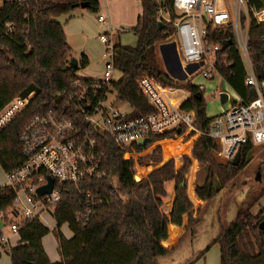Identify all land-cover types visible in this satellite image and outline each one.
Returning <instances> with one entry per match:
<instances>
[{
    "label": "trees",
    "instance_id": "obj_1",
    "mask_svg": "<svg viewBox=\"0 0 264 264\" xmlns=\"http://www.w3.org/2000/svg\"><path fill=\"white\" fill-rule=\"evenodd\" d=\"M140 2L142 12L131 29L135 44L116 43L114 46V67L121 77L113 82V88L117 99L133 108L132 116L152 112L140 94L136 80L144 73L156 79L162 75L167 77L157 53V45L166 41V28L160 30L157 26L154 0ZM80 3H86L88 11L98 13L99 0H29L23 6L0 5V109L15 96L25 97L34 93L26 108L0 132V169L5 173L24 161L18 140L22 128L36 114L64 108L66 103L59 92L80 78L76 76L79 66L84 68L88 64L87 58L81 55L75 59L77 65H71L72 50L58 20ZM6 22L13 25L10 33L5 32ZM262 30L252 23L248 37L249 56L257 70L262 59ZM214 40L220 43L231 40L216 61L220 77L244 102L252 100L254 91L244 83L246 70L232 33L217 31ZM182 86L190 91L183 108L194 112V127L200 133L191 155L206 171L202 185L195 187V194L202 201H210L246 166L247 153L252 146L240 149V161L236 166L231 161H218L215 154L219 149L218 143L206 136L212 118L206 115L203 91L189 81ZM171 91L175 96L180 95L176 98L178 105L184 92L179 88ZM197 93L201 96L197 97ZM183 131L184 128L182 134ZM170 137L168 134L160 135L153 141ZM182 141L181 137L162 141L163 158L166 160L187 153L192 140L184 144ZM100 143L105 153V168L109 173L115 171L113 181L87 180L79 186L57 184L63 196L53 212L56 228L50 231L38 219L18 220L19 243L14 248H6L11 264H157V258L167 254L165 248L177 237L176 230H171L170 241L163 242L168 237V225L180 226L185 214L189 216L188 228L198 222L192 217L193 204L188 198L196 202L192 185L198 170L196 164L188 173V196L186 186H181L190 167V158L183 156V165L177 170L173 160H168L145 178L135 181L134 174L138 179L148 168L136 167L135 173L134 161L124 159L123 154L142 153L151 143L143 147L131 144L121 148L108 135L102 136ZM127 156L130 157L129 154ZM150 163L153 166L160 163V146L137 159L138 165ZM87 183L91 189L102 193L108 191L110 195L101 203L95 200L97 206H94L93 214L86 221L78 222L75 214L86 207L80 191ZM172 188L174 198L169 207L166 205ZM13 196L9 187L0 186V211L9 208ZM263 220L264 209L253 214L244 207L229 225L221 228L211 244L219 247L220 264H264V230L259 228ZM63 224H67L73 234L70 239H66L59 230ZM50 232L58 242V262H51L43 249L42 238ZM204 253L184 264H194L203 258Z\"/></svg>",
    "mask_w": 264,
    "mask_h": 264
},
{
    "label": "built area",
    "instance_id": "obj_2",
    "mask_svg": "<svg viewBox=\"0 0 264 264\" xmlns=\"http://www.w3.org/2000/svg\"><path fill=\"white\" fill-rule=\"evenodd\" d=\"M28 2L0 0V5L23 6ZM154 3L156 22L166 28L165 40L176 49L186 75L185 82H191L201 91L204 86L195 84V77L210 81L216 75L220 76L216 61L223 42L215 41V34L222 31L233 35L246 70L244 83L253 89L255 96L244 102L233 90V100L228 92H220L227 94L226 103L230 105L212 117L206 132V136L218 143L217 155L232 161L243 146L264 144V7L253 0H154ZM97 21L103 23L104 18L98 15ZM252 23L263 28L260 38L262 59L258 70L248 52ZM4 29L10 33L13 25L6 22ZM113 37L114 31L109 29L98 38L103 45L101 76L75 79L59 92L66 103L64 108L34 115L19 133L24 161L6 173L3 185L9 187L14 196L9 208L0 211V242L7 244L9 241L3 234L4 229L14 234L18 232V220L41 221L44 214L53 217L54 208L63 196L57 184L79 186L87 180L113 181L115 173H109L105 168V153L100 143L102 136L112 137L121 148L148 140L143 145L151 143L148 150L155 142L154 137L165 134L176 137L177 128L181 131L184 128L183 132L189 136L192 133L200 135L194 127V112L183 108L190 91L178 83L165 85L145 73L136 80V86L152 112L132 116L133 108L118 100L113 88L114 74L118 72L114 67L116 43ZM176 88L184 92L178 105L173 103V98H180V95L174 97L171 93ZM33 94L15 96L0 109V132L26 108ZM119 102L126 103L128 109H121ZM126 154L130 158H125ZM139 154L125 152L123 158L133 159L135 163ZM49 177L53 179L52 190L40 196L37 190L48 185ZM80 195L86 207L75 214L78 222L86 221L93 214L94 206H97L95 200L101 203L110 193L93 190L87 183Z\"/></svg>",
    "mask_w": 264,
    "mask_h": 264
},
{
    "label": "rangeland",
    "instance_id": "obj_3",
    "mask_svg": "<svg viewBox=\"0 0 264 264\" xmlns=\"http://www.w3.org/2000/svg\"><path fill=\"white\" fill-rule=\"evenodd\" d=\"M116 41H118L122 45H134L135 37L131 32L122 33L119 38L114 39V42ZM79 43H81V41ZM71 46L74 49L72 51L73 59H79L81 56L80 48L74 46L73 44ZM157 53L160 64L165 71V75L175 83L181 85L185 83L186 75L182 69L180 58L176 52L174 45H172L168 41H165L162 44L157 45ZM84 68H81L79 66L76 73H78V75H81V73L85 74V72H83ZM120 77L121 74L119 72H116L114 74V78L116 80H118ZM194 81L205 86V91L203 92L206 105L205 112L206 115L210 118L219 115L230 105V103L220 102L218 96L221 91L228 92L230 98L232 100L234 99V92L219 75H216L214 79L210 81H205L198 76L194 79ZM171 93L175 97L174 92L171 91ZM175 100L176 97L173 98V101ZM118 106L121 109H128V106L124 102H119ZM194 135L189 136L187 132H183V134L181 133L178 137H181L183 141L192 140L194 144V142L198 138ZM156 146V144L153 145L151 149ZM148 152H150V149L140 153L135 157V159L144 156ZM215 154L218 161L227 162V160L219 157L217 153ZM183 156H187L188 158H190L188 154H182V157L180 158V168L183 165ZM125 158L130 157L125 155ZM169 160H173L175 167L174 159L170 158ZM160 161H162L161 147ZM246 161V166L238 173L236 178L229 182L223 189H220L218 194L212 200L206 201L204 206L200 210L198 209V211L195 212L194 217L193 213L195 210H193L192 217L197 218L198 222L192 228H188L187 226V231L178 245L174 248L173 251H170L169 253L167 252L165 256L158 258V264H184L187 261L192 262L204 252L205 253L203 257H205V260H198L194 264H220L219 247L216 244H211L219 235L221 228L229 225L235 219L239 210L244 207H248L249 211L253 214L257 213L259 210L264 209V144L252 146L250 151L247 153ZM139 166L147 167L150 171L153 168L152 163L147 164V166L146 164ZM199 167L200 170L195 173L194 177L193 183L195 185H202L206 174L205 167L201 164H199ZM189 168L185 175L186 186L188 183ZM136 171L137 170L135 169V173ZM146 172L147 170L136 180L139 181L143 177H145L144 175ZM257 173H259V180L256 179ZM5 181L6 173L2 169H0V186L3 185ZM217 184V180H215V185ZM166 206H170V203ZM51 218V216H44L42 219L43 221H45V223L53 224L54 221ZM60 229L65 235L70 234L67 225H62L59 230ZM3 231L7 232L8 230L4 229ZM208 247L209 249L206 251ZM2 256L4 255L2 254ZM5 260L6 259L2 257V260H0V264H7V260Z\"/></svg>",
    "mask_w": 264,
    "mask_h": 264
},
{
    "label": "crops",
    "instance_id": "obj_4",
    "mask_svg": "<svg viewBox=\"0 0 264 264\" xmlns=\"http://www.w3.org/2000/svg\"><path fill=\"white\" fill-rule=\"evenodd\" d=\"M256 2L260 6L264 7V0H256ZM141 12H142V5H141L140 0H99V10H98L97 14H94V13L88 11L86 8H81L78 6V7H75L68 14H65V15H62L61 17H59L58 20L62 24L67 43L70 46L71 50L72 51L74 50L73 47L71 46L72 44L74 46L79 47L81 55H84L88 60L87 67H85L84 71H83V72H85V74L81 73V75H78V73H76V76H78L80 78H98V77H100L101 73H102V64H101L100 55H101V52L103 50V45L101 44V42L98 39L99 35L102 33H106L109 29H112L114 31V39L119 38L122 33L131 32L133 34L131 29L137 24V21H138L139 16L141 15ZM98 15L102 16L104 18L103 23H99L97 21ZM80 41H81V43H79ZM135 41H136V38H135ZM115 43H119V42L116 41ZM193 82L195 84H199V83L195 82L194 80H193ZM176 89H178V88H176ZM204 91H205V86H204L203 92ZM178 136H176L174 138H163V139L156 140L154 142L153 145L156 144L157 146L161 147L162 161H160V163L157 166H152L153 167L152 170L155 169L156 167H159L160 165L164 164L170 158H173L175 161V167H174L175 170L180 168V166H181L180 158L182 157V154L178 155V157L172 156V157L165 160L163 158V147L161 145L162 141L174 140V139H177ZM194 136L198 137L199 135L196 134ZM186 142L187 141H182L181 143L184 144ZM192 146H193V142L191 143L189 151L187 153H183V154H188L190 156L191 167H193L194 164H196L198 166V170H197V172H198L200 170L199 163L197 162V160L195 158H193L191 156ZM136 167H140L137 164V162H135V169H136ZM190 168H189V170H190ZM151 171L147 170V172L145 173L144 176L146 177ZM145 177H143V178H145ZM192 185H193V195L196 199L195 200L196 202H194L193 200L190 199L187 191H186V194H187L189 200L193 204V210H195L193 213V217H194L195 212L198 211V209L200 210L204 206L206 201H202V200L198 199V197L195 194L196 185L194 183ZM186 189H187V186H186ZM173 198H174V193H173V188H172L170 198H169V201L167 203V204L170 203L169 207H171V205H172ZM44 216L48 217L50 215L44 214V215H42V218ZM51 219H53V221H54L53 224L45 223V221H43V219H41V222L48 229H50V231H52L54 229V227H56L55 219L53 217ZM187 223H188V214H185L183 216L182 224L180 226H177L174 224L168 225V237L163 242L170 241L171 230L175 229L177 232L176 239L170 244L169 247L165 248L162 245L163 242L161 243V245L168 251V253L170 251L174 250V248L178 245V243L180 242L182 237L185 235V233L187 231V226H188ZM63 225H67V224H63ZM8 231L7 232L3 231L4 236L9 241L7 244H5V242H0V247H1V249H0V260H2V257H4L7 260V264H11L10 257L6 251V248L16 247L19 243V236L17 233L14 234V233H12L10 231L8 232ZM60 231H61V229H60ZM61 233L64 235V237L66 239H70L73 235L72 232L70 231V229H69V233H70L69 235H65L62 231H61ZM42 245H43V249H44L47 257L49 258V260L51 262H58L60 260V255L58 252V242L55 239L52 232L48 233L47 235H45L42 238ZM2 254L4 256H2ZM200 260L204 261L205 257L201 258Z\"/></svg>",
    "mask_w": 264,
    "mask_h": 264
},
{
    "label": "water",
    "instance_id": "obj_5",
    "mask_svg": "<svg viewBox=\"0 0 264 264\" xmlns=\"http://www.w3.org/2000/svg\"><path fill=\"white\" fill-rule=\"evenodd\" d=\"M78 6L81 7V8H86V7H87V4H86V3H80V4L75 5V7H78ZM157 26H158V28H159L160 30L163 29V25H162L161 23H157ZM230 44H231V40H225V41H223V43H222V49H225V48H226L227 46H229ZM70 63H71V65H73V66H76V65H77V61H76L75 59H72ZM159 80H160L163 84H165V85H169V86H175V85H176L175 82L171 81L169 78H167V77H165V76H163V75L160 76ZM196 96H197V97H200L201 94H200V93H197ZM219 98H220V102H221V103H226V102H227V94H226L225 92L220 93ZM181 132H182L181 129H180V128H177V134L179 135V134H181ZM147 141H148V140H140V141L137 142V144H138L139 146H143L144 143L147 142ZM239 161H240V153L238 152V153L234 156V158L232 159L231 163H232V165L236 166V165L239 163ZM114 173H115V171L113 172V174H114ZM259 178H260V177H259V173H257V175H256V179L259 180ZM134 179H135V181H137V180H136V179H137L136 176H134ZM48 180H49L48 185L38 188L37 193H38L40 196L43 195V194H46V193H50V192H51L52 187H53V179L49 177ZM181 186H186L185 181H183V182L181 183ZM259 228H260L261 230H264V220L260 223Z\"/></svg>",
    "mask_w": 264,
    "mask_h": 264
},
{
    "label": "bare ground",
    "instance_id": "obj_6",
    "mask_svg": "<svg viewBox=\"0 0 264 264\" xmlns=\"http://www.w3.org/2000/svg\"><path fill=\"white\" fill-rule=\"evenodd\" d=\"M173 103L176 105V100L175 101H173ZM182 133V132H181ZM180 135V134H179ZM177 136H178V134H177ZM126 155H128V154H126Z\"/></svg>",
    "mask_w": 264,
    "mask_h": 264
}]
</instances>
